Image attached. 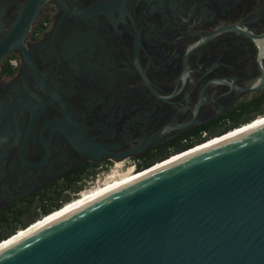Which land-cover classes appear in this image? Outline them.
Here are the masks:
<instances>
[{
    "label": "flooded vegetation",
    "instance_id": "1",
    "mask_svg": "<svg viewBox=\"0 0 264 264\" xmlns=\"http://www.w3.org/2000/svg\"><path fill=\"white\" fill-rule=\"evenodd\" d=\"M263 43L264 0H48L0 59V240L264 117Z\"/></svg>",
    "mask_w": 264,
    "mask_h": 264
},
{
    "label": "water",
    "instance_id": "2",
    "mask_svg": "<svg viewBox=\"0 0 264 264\" xmlns=\"http://www.w3.org/2000/svg\"><path fill=\"white\" fill-rule=\"evenodd\" d=\"M47 1L0 0L22 5L0 59ZM0 264H264V122L72 210Z\"/></svg>",
    "mask_w": 264,
    "mask_h": 264
},
{
    "label": "bare ground",
    "instance_id": "3",
    "mask_svg": "<svg viewBox=\"0 0 264 264\" xmlns=\"http://www.w3.org/2000/svg\"><path fill=\"white\" fill-rule=\"evenodd\" d=\"M262 122H264V117L257 118L256 120L244 125L243 127L238 128V129L230 132L227 136L225 135V137L223 136V137H220L218 139H214L213 141H211V143L198 148V150L196 149V150H194L192 152L190 151V153L189 152L188 153H184L183 155H180V156L176 157L175 160H173V161H171L169 163H166V164H163V165H160V166H157V167H153V168L148 169V170H146L144 172H140L138 174H135L134 176H130L127 179H124V180H122V181H120V182H118V183H116L114 185L108 186L105 189L98 190L97 192L94 191V189L85 191L82 194H79L77 196V198H75L74 200L71 201V203L66 204L65 205L66 207L63 208L62 211L49 216L48 219L46 218L43 221H40V223L36 224L33 228L32 227L29 228L27 231L20 233L18 236L14 237L13 239H10V241H7V242L3 243L2 245H0V251L2 249H4V248L8 247L9 245L15 243L16 241H18V240L30 235L31 233H33L34 231H36V230L40 229L41 227L47 225L48 223L65 216L66 214H68L69 212H71L74 209L80 208V207H82V206L94 201L95 199H97V198H99V197H101V196L113 191V190H116V189H118L120 187H123V186L127 185L128 183H131L132 181H134V180H136V179H138V178H140V177H142V176H144V175H146V174H148V173H150L152 171H155L156 169H159L161 167H164L165 165H168L170 163L178 161V160L182 159L183 157H185L187 155L195 153V152H197V151H199V150H201V149H203V148H205V147H207V146H209V145H211V144H213L215 142H218V141H220L222 139H225V138H227L229 136H232V135H234L236 133H239V132H241L243 130H246V129L250 128V127H253L255 125H258V124H260Z\"/></svg>",
    "mask_w": 264,
    "mask_h": 264
},
{
    "label": "rangeland",
    "instance_id": "4",
    "mask_svg": "<svg viewBox=\"0 0 264 264\" xmlns=\"http://www.w3.org/2000/svg\"><path fill=\"white\" fill-rule=\"evenodd\" d=\"M261 116H263V115H261ZM134 172V171H133ZM132 171H120L119 169H117V171H114V172H108L109 174H111L112 176L111 177H106V179H104L103 180V178L101 179V180H103V181H101L98 185H99V187H96V188H93L94 189V191H98V190H102V189H105L106 187H108V186H111V185H114V184H116V183H118V182H120V181H122V180H124V179H127V178H129L130 176H134L136 173H133ZM133 173V174H132ZM84 189H88V187H86V188H84ZM83 188H82V191L84 190ZM91 189V188H90ZM93 192V191H92ZM75 198H77V196H75V197H73V198H71L70 200H68V201H66V202H64V203H62V205L60 206V207H58V208H56V209H54V210H52V211H50L49 213H51V214H49V213H47V214H44V215H42V216H40V217H37V218H35L34 220H32V221H30L27 225H26V227L27 226H29L31 223H33V222H35V224H33L32 226H30L29 228H33L36 224H38V223H40V221H43L44 219H48V217L49 216H51V215H53V214H55V213H58V212H60V211H62V209L63 208H65L66 206V204H68V203H71V201L72 200H74ZM60 208V209H59ZM58 209V210H57ZM56 210V211H55ZM54 211V212H53ZM49 214V215H48ZM47 215V216H46ZM23 228H25V226L24 227H19V228H17L16 229V231L15 232H13V233H10V234H8L7 236H5V239L6 238H8V237H10L11 235H13L14 233H16L18 230H20V229H23ZM19 233H22V230H20L19 231ZM4 240V239H3ZM2 240H0V242H1ZM3 243V242H2Z\"/></svg>",
    "mask_w": 264,
    "mask_h": 264
},
{
    "label": "trees",
    "instance_id": "5",
    "mask_svg": "<svg viewBox=\"0 0 264 264\" xmlns=\"http://www.w3.org/2000/svg\"><path fill=\"white\" fill-rule=\"evenodd\" d=\"M61 208V207H60ZM59 208V209H60ZM58 210V209H57ZM56 211V210H55ZM54 212V211H53ZM52 213V212H51ZM51 213H49V214H51ZM48 214V215H49ZM47 216V215H46ZM36 222V221H35ZM35 222H33V223H31L29 226H27V227H25V228H23V229H20V230H22V232H25V231H27L28 229H29V227L30 226H32L33 224H35ZM20 230H18L16 233H14L13 235H11L10 237H8V238H6V239H4V240H2L1 242H0V245H2L3 243H5V242H7V241H10V239H13L14 237H16V236H18L20 233H19V231ZM3 242V243H2Z\"/></svg>",
    "mask_w": 264,
    "mask_h": 264
},
{
    "label": "built area",
    "instance_id": "6",
    "mask_svg": "<svg viewBox=\"0 0 264 264\" xmlns=\"http://www.w3.org/2000/svg\"><path fill=\"white\" fill-rule=\"evenodd\" d=\"M83 192H81L80 194H82Z\"/></svg>",
    "mask_w": 264,
    "mask_h": 264
}]
</instances>
